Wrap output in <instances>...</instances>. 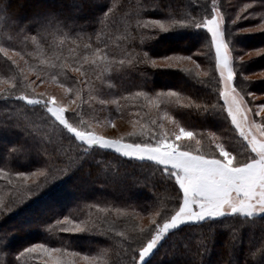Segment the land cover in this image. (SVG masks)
I'll list each match as a JSON object with an SVG mask.
<instances>
[{
    "label": "snow or ice",
    "instance_id": "6c2138e0",
    "mask_svg": "<svg viewBox=\"0 0 264 264\" xmlns=\"http://www.w3.org/2000/svg\"><path fill=\"white\" fill-rule=\"evenodd\" d=\"M29 6L30 0H6V3L0 7V12L3 13L0 15V27L13 30L17 39L24 45H28L31 41L38 62L29 65V70L45 74V79L58 82L66 94L74 97L71 103L76 104L77 107L69 111V106L58 102L56 96L36 93L33 87L35 81L29 80L25 69L16 59L18 57L24 60V56H27L31 60L33 53L22 49V55L20 51L11 49L13 54L9 55L10 48L0 46V55L5 61V77L0 83L7 85L0 87V96H3L5 101L15 99L33 109H41L65 134L55 140H48L39 136L38 129L30 124H20L12 120L0 123V131H17L31 141L28 146L6 149V156L15 157L23 151H31L45 161V167L31 175L44 177L45 181L51 177L54 182L59 179L73 183L80 179L78 174L85 167L92 150H111L130 160L151 163L159 173L162 191L172 194L164 198L158 197L149 205L153 209L150 213L153 219L149 225H137L132 229L131 234H126L124 231L118 233L125 242H129V247L124 250L128 264H150L151 255L163 241L171 237L183 241L184 229L187 228H200V238L191 246L182 242L180 248L183 250L177 249L171 264H206L205 256L209 254V244L214 243L213 238L217 232L213 225L218 220L237 216L246 220L256 217L264 220V102L254 103L255 93L247 89V85L254 82L243 77L242 72L240 76L244 87L237 86L238 73L235 64L237 59L243 61V57L237 58L232 55L233 47L230 45H234V40L229 38L238 35L232 31L239 28L237 21L254 19L258 16L261 20L259 28L264 29V0H253V3L243 4L235 17H228L227 20L217 0H212L211 12L204 14V10L201 11L199 19L189 11H184L181 18L176 19L178 13L175 10L165 13L166 19H136L137 29H151L157 34L151 36L142 31L139 34V47L145 44L151 47L157 43L175 44L180 47V42L187 39L184 34L187 30L197 32L206 30L204 35L210 39L214 49V68L218 72V79L210 75L211 70L204 72L203 75L208 78L209 93L215 92L217 98L215 101L197 103L189 97L188 102L183 103L179 92L171 90L149 92L141 89L111 100H99L98 103L102 108L115 104L117 115L120 114L121 99H137L143 102L144 115L141 119L146 122L140 123L139 120L134 119L131 132L114 138L96 131L94 125L104 122L96 118L94 109L89 119H84L81 115L85 106L91 109L90 102L96 99L93 92L100 95V91L93 88L89 81L86 85L88 91L85 99L83 88L80 87L82 81L72 77L71 73H80L87 78L88 70L91 69L97 74L96 78L100 79L104 72L123 74L139 65L193 73V69L183 66L185 61H192V55L184 56L179 53L163 55L159 59L166 63L158 64L156 58L149 52L143 51L135 53L134 57L128 58L126 62L117 61L109 52L107 41H100L99 32L95 30L97 24H103V17L106 15L104 10L112 12L114 4L109 6L102 0H61L58 6L41 5L27 12ZM137 7L139 9L137 15H139L145 6L139 4ZM167 7L171 8V5ZM257 8L261 11L257 12ZM91 10H95L96 14L89 15ZM88 28L93 29L91 34L87 31ZM251 31V29H240L239 34L251 33ZM32 32L36 35H29ZM124 39L126 44L136 43V38L131 35H126ZM77 41H80V44H77ZM97 41L102 43L103 47H93ZM67 45L72 47L68 48L69 56L66 57L63 51ZM75 47H80L83 55H72ZM260 51L264 52V49ZM192 62L196 69H200L199 64ZM24 63L28 65V60H24ZM85 65L87 68H84ZM49 73L53 74L49 76L47 75ZM194 75L200 80V71L194 72ZM144 80V87H147L146 75ZM211 82L217 83L218 87L213 89ZM201 83L205 81L201 80ZM17 92H19L18 96ZM172 103L189 112L198 113L204 120L216 126H219L220 122L229 123L236 133V141L208 129L190 130L182 126L167 110L161 109V105ZM150 108H155L157 113L162 112V116L158 115L154 118L148 111ZM77 116L80 117L78 120H70L71 117ZM165 122L173 123L175 130L171 132L167 130ZM110 123L115 127L114 118ZM65 140L69 142L67 145ZM204 140L208 141L207 145L204 144ZM49 160L63 165L59 168L58 175L54 174L55 170L48 165ZM16 175L24 178L29 174L20 172ZM85 175L90 173L86 172ZM27 187L28 194L31 195L34 189L39 188V184L33 183ZM126 207L131 208L132 211L116 209V214L125 217L138 215L134 205L129 204ZM0 210L4 213L11 210L2 199H0ZM206 222L207 228L204 229ZM103 223L104 220L94 219L91 215L86 219L65 215L62 220L56 219L51 227L64 233L104 232L107 235L105 229L101 227ZM0 234H2L0 239L8 235L2 229ZM134 243H139V247H131ZM239 243L240 238L236 230L232 229L225 240L228 264H241L240 261L233 259ZM4 247H8L7 243ZM66 251L67 249L49 248L46 244H33L24 248L20 256H24L25 253H43L51 256L53 253ZM104 254L108 253L105 251ZM83 259L88 264H100L101 257L86 255ZM0 264H3V261H0ZM69 264H74V261ZM107 264L111 262L108 261ZM242 264H264V238L259 243L249 246Z\"/></svg>",
    "mask_w": 264,
    "mask_h": 264
},
{
    "label": "trees",
    "instance_id": "16d2710c",
    "mask_svg": "<svg viewBox=\"0 0 264 264\" xmlns=\"http://www.w3.org/2000/svg\"><path fill=\"white\" fill-rule=\"evenodd\" d=\"M102 2L108 3L109 6L114 4L115 7L112 12L104 10L106 15L103 17V24H97L95 30L99 32L100 41H107L108 50L115 60H125L126 62L128 58L134 57L135 53L147 51L157 59L158 64H163L159 62L161 60L159 57L179 53L184 56L192 55V61L199 64L200 69H196L192 61H185L183 66L193 69V73L144 65H139L123 74L104 72L100 79L96 78L97 74L91 69L88 70L87 78L81 76L80 73H71L72 77L82 81L80 87L83 88L85 99H87L88 91L86 85L89 81L93 88L100 91V95L93 92L96 99L90 102L91 109L87 106L83 108L81 115L84 119H89L94 109V114L99 120L110 115L107 118H114L115 121L122 119L129 122L131 126H133L134 119L145 123L146 121L141 119L144 115L142 101L121 99L119 115H117L115 104L102 108L98 103L102 99L111 100L141 89L149 92H168L170 90L179 92L183 103H187L189 97L197 103L216 100L215 92L209 93L208 78L203 75L204 72L211 70L210 75L218 79V72L214 68V49L210 39L204 35L206 30L199 32L187 30L184 33L187 39L180 42V47L167 43H157L151 47L145 44V46L139 47V34L142 31L151 36L157 34L151 29L142 30L135 27L136 19H166L165 13L172 10L178 13L176 19H180L184 11L191 12L199 19L202 10H204V14L211 12L212 0H102ZM5 3L6 0H0V7ZM60 3L61 0H30V6L26 11L31 12L41 5L58 6ZM217 3L225 12L227 20L228 17L234 18L243 4L253 3V0H217ZM139 4H143L145 7L137 15ZM168 5H171V8L167 7ZM256 11L259 12L261 9L257 8ZM2 14L0 12V15ZM95 14V10L89 12V15ZM237 24L239 28L232 29V31L238 35L229 37L234 40V45H230L233 47L232 55L237 58L243 57V61L237 59L235 64L238 73L237 83L240 86L243 84L240 76L242 72L243 77L254 82L247 85L248 89L254 93L264 94V77L251 78V75L264 72V52L260 51L264 49V29L259 28L261 20L257 16L254 19L237 21ZM229 27L231 28V25ZM240 29L253 30L251 33L239 34ZM87 31L91 34L93 29L88 28ZM29 35L34 36L36 33L32 32ZM126 35L135 37L136 43L126 44L124 39ZM93 39L95 40V37ZM86 43H90V41H86ZM77 44H80V41H77ZM0 46L10 48V51L11 49L20 51L22 55V49L33 53L31 60L24 56V60H28L27 66L24 60L16 58L20 66L25 69L28 78L29 75H32L33 79L39 76L37 79L39 81L59 84L51 79H45V74L29 70V65L38 62L31 41L28 42V45H24L17 39L13 30L0 27ZM96 46L103 47V44L97 41L93 44V47ZM69 47L72 46H65L63 51L66 57L69 56ZM77 49L81 51L80 47H75L74 51ZM81 54L83 55L82 51L78 53V55ZM84 68H87V65ZM196 71L201 73L200 80L195 78L194 72ZM145 75L147 76V87H144ZM4 77L5 61L4 57L0 55V80H3ZM201 80L205 83H201ZM0 84L1 87H7L6 84ZM69 86L72 85L69 84ZM211 87L215 89L218 84L211 82ZM76 107L75 104L74 109ZM161 109L167 110L176 121L190 130L204 131L208 129L227 138L231 133L229 123L220 122L219 126H216L204 120L198 113L179 108L174 103L161 105ZM148 111L154 118L158 115L162 116V112L157 113L155 108H150ZM9 120L20 124H30L38 129L39 136L48 140H55L58 136L65 135L41 109H33L24 102L15 99L5 101V98L1 97L0 123H6ZM158 124L159 120L157 130ZM165 128L171 132L175 130V125L165 122ZM68 143L65 140V144ZM207 143L208 141L204 140V144L207 145ZM30 144V139L21 135L20 132L0 131V169H2L0 171V199L11 209L7 213L0 210V229L8 233L7 237L0 239V261H3V264H56L39 260V257L33 253H25L24 256H20L24 248L33 244H46L50 248L67 249L61 255L74 257L75 264H79L78 257L81 259L86 255L100 256V264H107L108 261L111 264H128V257L124 254V250L129 247V242H125L118 233L124 231L126 234H131L132 229L137 225H149L153 219L150 215L153 209L149 205L153 204L158 197L164 198L172 194L162 191L159 184V173L153 165L124 158L111 150H92L85 162V167L78 174L80 179L75 183L59 179L54 182L51 177L45 181L44 177L31 175L45 167V161L41 156L27 150L15 157L6 156V149ZM72 150L74 151L75 148L73 147ZM47 163L55 170L54 174L58 175L59 168L63 165L52 160ZM20 172L29 175L21 178L16 175ZM86 172L90 175H85ZM33 183H38L39 188L34 189L29 195L27 186ZM129 204L135 206L137 216L125 217L116 214V209L131 212L132 209L126 207ZM97 205L99 207H96ZM40 206L41 208H39ZM106 209L109 211H105ZM65 215H70L71 218L79 217V219H86L91 215L94 219L104 220L101 227L105 229L107 235L104 232L71 234L51 227L55 224L56 219L62 220ZM18 222L20 224H17ZM213 227L217 229V232L213 238L214 243L209 244V254L205 256L206 264H228L225 240L232 229L236 230V234L240 238L233 259L240 261L241 264L249 246L259 243L264 238V220L259 217L247 220L239 216L221 218ZM203 228H207V222ZM200 233V228H187L184 229L185 238L183 241L176 240L175 237L163 241L151 255L150 264H171L177 249L183 250L180 248L181 243L194 245L200 238ZM5 243L8 245L7 248L4 247ZM131 247H139V243L131 244ZM105 251L108 253L107 255L104 254Z\"/></svg>",
    "mask_w": 264,
    "mask_h": 264
},
{
    "label": "rangeland",
    "instance_id": "374dc122",
    "mask_svg": "<svg viewBox=\"0 0 264 264\" xmlns=\"http://www.w3.org/2000/svg\"><path fill=\"white\" fill-rule=\"evenodd\" d=\"M251 30H253V29H251ZM80 52L81 51L77 49L73 53H74V55H78V53H80ZM9 53H10V55L13 54L12 51H10ZM159 62L166 63L163 60H160ZM259 76L264 77V72H261L259 74H255V75H251V78H256ZM29 79H31L30 81H35V84L33 85V87L35 88L36 93H44V94H47L48 96L54 95L57 97L58 102H61L62 104H66L69 106V111L74 109L75 104L71 103V100L74 99V97L71 94H66L64 92V89H62L59 86V84L50 83L48 81L41 82V81L37 80L38 78L33 79L32 75H29ZM1 86L2 85L0 84V87ZM237 86L238 87H244V84H242V86H240L239 83H237ZM247 89H248V87H247ZM248 91H251V90L248 89ZM251 92H253V91H251ZM16 94L18 96L19 92H17ZM255 96H256V99L254 101L255 104H259L260 102H264V94L255 93ZM1 97H3V96H0V98ZM77 103H79V101H77ZM252 103L253 102L250 99V104H252ZM107 114H109L108 111H107ZM107 116L110 117V115H107ZM107 116H104L106 118L100 119V121H102L104 123L94 125L96 128V131L99 134L105 135V136L110 137V138H114V137H119L122 134L128 133L132 130L133 126H131L129 122H125L122 119L115 121V127H113L110 123L111 119L107 118ZM79 118H80L79 116L71 117L70 120H78ZM230 129H231V133L229 134L228 138H231L235 142L236 141V133L234 132L231 125H230ZM193 147H195V146L193 145ZM63 204H65V203H63ZM63 204H61V205H63ZM39 208H41V206ZM17 224H20V222H18ZM61 253H63V252H61ZM61 253H53L51 256L43 254V253H33V254L36 255L37 257H39L38 258L39 260H42V261L48 262V263L69 264V262L74 261V257L62 256ZM77 259H78L79 264H88V262L85 261L83 259V257L81 259L78 257ZM74 264H75V261H74Z\"/></svg>",
    "mask_w": 264,
    "mask_h": 264
}]
</instances>
